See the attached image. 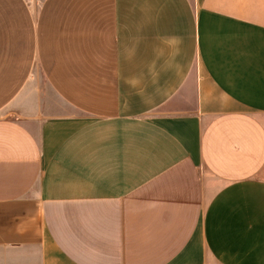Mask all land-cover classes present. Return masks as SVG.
<instances>
[{
  "label": "crops",
  "instance_id": "obj_1",
  "mask_svg": "<svg viewBox=\"0 0 264 264\" xmlns=\"http://www.w3.org/2000/svg\"><path fill=\"white\" fill-rule=\"evenodd\" d=\"M0 264H264V0H0Z\"/></svg>",
  "mask_w": 264,
  "mask_h": 264
}]
</instances>
